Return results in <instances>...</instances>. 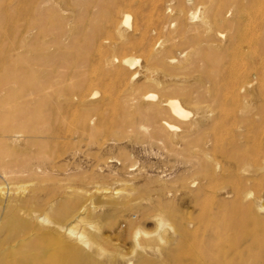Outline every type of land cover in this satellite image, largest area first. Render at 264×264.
Returning <instances> with one entry per match:
<instances>
[{
    "label": "rangeland",
    "instance_id": "obj_1",
    "mask_svg": "<svg viewBox=\"0 0 264 264\" xmlns=\"http://www.w3.org/2000/svg\"><path fill=\"white\" fill-rule=\"evenodd\" d=\"M239 32L253 41L238 42ZM250 49L264 59V0H0V264L53 239L64 264H264L263 225H254L264 221V152L238 150L247 168L235 154L258 180L226 153L231 172L217 175L227 163L213 151L208 164H224L211 162L210 173L202 160L219 177L205 181L192 164L212 130L179 147L175 135L189 126L143 98H195L183 105L192 119L213 115L205 125L228 113L219 123L231 141L241 118L264 111V61L247 69L249 89L227 85L226 66ZM263 115L254 118L262 131Z\"/></svg>",
    "mask_w": 264,
    "mask_h": 264
},
{
    "label": "bare ground",
    "instance_id": "obj_2",
    "mask_svg": "<svg viewBox=\"0 0 264 264\" xmlns=\"http://www.w3.org/2000/svg\"><path fill=\"white\" fill-rule=\"evenodd\" d=\"M134 2V1H133ZM135 3V2H134ZM148 6V5H147ZM149 7V6H148ZM139 8V7H138ZM251 9V8H250ZM253 9V8H252ZM148 10V9H147ZM236 10V9H235ZM122 11V10H121ZM132 11V10H131ZM233 11V10H232ZM230 12V11H229ZM229 12H228V14H229ZM235 12V11H234ZM250 12V11H249ZM249 12H248V15H249V18H250V15H251V17H252V14H249ZM251 13V12H250ZM121 14H123L124 15V23L126 24V25H128V26H131L132 25V15L130 14V12L129 11H123ZM227 14V15H228ZM233 14V13H232ZM235 14H236V12H235ZM116 15V14H115ZM122 15V16H123ZM137 15V14H136ZM114 16V15H113ZM120 16V15H119ZM140 16V15H139ZM235 15L233 14V17H234ZM230 17V16H229ZM228 17V18H229ZM231 17H232V15H231ZM230 17V18H231ZM232 17V18H233ZM216 18V17H215ZM227 18V17H226ZM229 18V19H230ZM222 20V19H221ZM144 21V20H143ZM210 21H211V19H210ZM206 22H208V21H206ZM209 23V22H208ZM250 23V22H249ZM112 24V23H111ZM140 24V23H139ZM120 25V24H119ZM137 26H139L138 24H136ZM210 25V24H209ZM207 26H208V24H207ZM219 28H217L216 30H215V34H216V36H218L219 38L221 37V40L222 39H225L226 37H227V32H226V30H223L222 29V25H220L219 24ZM108 27V26H107ZM211 27H213V26H209V28H211ZM228 27V26H227ZM135 28V27H134ZM108 29V28H107ZM136 29V28H135ZM135 29H133V30H135ZM138 30H139V28H138ZM141 30V29H140ZM252 30V29H251ZM252 32V31H251ZM255 33V32H254ZM254 35V34H253ZM233 38H230V42L231 41H233L232 40ZM236 40H238V42H241V43H243L244 41H250V40H252L253 41V39H252V33H250V32H239V34H238V37L236 38ZM251 41V42H252ZM234 42V41H233ZM240 44V43H239ZM245 44V43H244ZM254 44V43H253ZM248 45V44H247ZM246 46V45H245ZM248 47V46H247ZM253 48V47H252ZM256 49V48H255ZM249 54H246V55H244V56H242V57H238V58H236L234 61H232L231 63H230V61H228L230 64L228 65V66H226V70L228 69V71L229 72H231V76H229V77H227L226 79H227V85L232 89L231 91H233L232 93H234V91L236 92V90H247V89H249L250 88V86H251V81H247L248 79H249V76H250V74H249V76H248V72H249V70L251 71L252 69H256L257 68V66L258 65H260L261 63H262V61H264V59H261V57L259 56V54L260 53H258L256 50H249V52H248ZM128 59H130V58H128ZM232 59H233V56H232ZM232 59H229V60H232ZM126 60H127V58H126ZM131 60V59H130ZM130 60H127V61H129V62H131ZM208 60V59H207ZM215 60V59H214ZM224 60V59H223ZM126 61V62H127ZM132 61H133V59H132ZM260 63V64H259ZM260 67H263L262 65H260ZM221 68V67H220ZM222 68H225V67H222ZM219 69V71L220 70H222L221 71V75H222V73H224V72H227V71H225V69H224V72H223V69ZM250 68V69H249ZM243 69H245L246 71H243V72H241V70H243ZM247 69H249V70H247ZM258 69H261V68H258ZM258 69H257V71H258ZM208 70H210L209 68H208ZM262 70V69H261ZM253 71V70H252ZM251 71V72H252ZM251 72H249V73H251ZM215 73V72H214ZM233 73V74H232ZM122 74V73H121ZM258 74V73H257ZM261 74L263 75V71L261 72ZM225 76H226V74H224ZM220 76V77H222L223 79H224V77L225 76ZM229 75V74H228ZM227 75V76H228ZM209 76H211L210 74H209ZM215 76V75H214ZM248 76V77H247ZM261 75L259 74V76H255V78L254 79H258V77H260ZM218 77V76H217ZM250 77H252V76H250ZM151 78V77H150ZM215 78H216V76H215ZM245 78H247V80H245ZM261 78V77H260ZM149 79V78H148ZM223 79L221 80V78H220V82H223ZM250 79H252L253 80V78H250ZM205 80V79H204ZM152 81H154V80H152ZM203 81V80H202ZM209 81V80H208ZM258 81H260V79H258ZM150 82V81H149ZM262 82V81H261ZM157 83V82H156ZM212 83V82H211ZM118 84V83H117ZM119 84H121V83H119ZM219 84H221V83H219ZM175 85V84H174ZM223 85V84H222ZM226 85V84H225ZM226 85V86H227ZM254 85V84H253ZM214 86V85H213ZM225 86V87H226ZM262 86H263V84H262ZM209 87V86H208ZM211 87H212V85H211ZM216 87V86H215ZM120 88V87H119ZM213 88V87H212ZM168 89V88H167ZM226 89H227V87H226ZM216 90V89H215ZM210 91V90H209ZM220 92V91H219ZM245 92V91H244ZM97 93V91H94V94H92V97H94V95ZM118 93V92H117ZM146 93H147V91H146ZM146 93H145V95L143 96V98L144 99H146V100H151V99H153V100H156L157 102H155L158 106H161L162 108H164L165 109V107H168L169 109H170V112L176 117V119H178L179 121L181 120V121H184L183 123L184 124H187V126H189V127H185L183 130H181L178 134L176 133V139H177V145L179 146V147H181V146H183V147H185V146H188V144H189V140H188V138H189V135H197V134H200L201 132H203L204 130H208L209 132H208V134H210V130H212V133L209 135V139H207L206 140V142H205V139L207 138V137H205L204 138V142H205V144H203V146H204V149L203 150H201V152H202V155L201 156H197V157H195V158H197L198 160H195L196 162L195 163H193L192 165H194V167L195 166H197V168H199V166L201 167L204 163L203 162H201L202 160L203 161H205V162H207V164H208V162H209V160H210V158L213 156V153L211 154V152H213V151H220V152H222V157H218V158H223V157H227V156H223V155H225V154H223V153H226V154H232L233 156H231L233 159L236 157L235 156V154H238L237 155V157L239 156V151H244V153H246L245 155H251L252 153H253V155L254 154H260V153H263L264 152V130L262 131V129H261V127L262 126H260V125H262V123L259 125V124H257V121L255 122V117H257V115H259V117H260V115L262 116L263 114H264V111L262 112V110H260L261 112H260V114H257L254 118H252V116L250 117V118H252V119H254V121H251L250 120V122H249V120H247V119H243V118H241V120L238 122V124H240V128L238 129L240 132H239V134L236 136V135H234L235 136V138H233L234 136H230L229 138H233V139H231V141H227L225 138L224 139H222L223 137V134H224V132H225V130H224V128H221V124L220 123H222L223 122V119L225 118V117H227V114H222V115H224V116H221V118L220 119H222V120H220V121H217V119L215 120L214 119V121H212L209 125H205L206 124V122H207V120L209 119V118H211L213 115H211V114H209V115H211V116H206V115H204V117L203 118H194V119H192L191 118V116H192V112H190L189 110H187V108L183 105V102H182V100L183 99H180V98H166L165 100L164 99H158L157 100V97H156V95L155 94H151V95H149V94H147L146 95ZM214 93H217V92H214ZM237 93V92H236ZM220 94V93H219ZM91 95V94H90ZM230 95H232V94H230ZM188 97V96H187ZM187 97H185L184 99L188 102V104H191L192 106H194L196 103H197V100H195V98H192V97H190L191 99H189V98H187ZM230 97V96H229ZM228 97V98H229ZM106 98V97H105ZM134 98V97H133ZM115 99V98H114ZM119 99V98H118ZM225 99V98H224ZM229 100V99H228ZM184 101V100H183ZM87 102V101H86ZM185 102V101H184ZM187 102H185V103H187ZM104 103V102H103ZM145 103H146V101H145ZM228 103V102H227ZM152 104H153V102H152ZM220 105H221V103H219ZM187 105V104H186ZM228 106V105H227ZM133 107V106H132ZM220 108H221V106H219ZM262 108V107H261ZM156 109V108H155ZM258 109H260V108H258ZM263 109V108H262ZM212 110H214L215 111V109H213L212 108ZM220 110V109H219ZM218 110V111H219ZM227 110V109H226ZM246 110H248L247 108H246ZM195 112H197V114H199V113H201V112H203L202 110H201V107H195V110H194ZM208 111V110H207ZM207 111L205 112V113H207ZM96 112V111H95ZM221 112H224V111H221ZM247 112V115L249 116V115H252V110H248V111H246ZM259 112V111H258ZM127 113V112H126ZM217 113V112H216ZM219 113V112H218ZM254 113V112H253ZM208 114V113H207ZM221 114V113H220ZM236 114H237V112H236ZM235 114V115H236ZM202 115V116H203ZM214 115H217V114H215V112H214ZM198 116V115H197ZM200 116V115H199ZM254 116V115H253ZM235 117V116H234ZM236 117H237V115H236ZM247 117V116H246ZM263 117H264V115H263ZM240 118V117H239ZM245 118V117H244ZM225 120V119H224ZM237 120V119H236ZM239 120V119H238ZM262 120V119H261ZM263 121V120H262ZM133 122V121H132ZM220 122V123H219ZM224 123V122H223ZM258 123H259V121H258ZM220 124V125H219ZM133 125V124H132ZM163 126H165L167 129L168 128H171V127H173V124L172 123H166L165 125H163ZM238 127V126H237ZM263 127H264V125H263ZM210 129V130H209ZM226 129V128H225ZM227 130V129H226ZM238 132V131H237ZM67 134V133H66ZM226 134H227V132H226ZM206 136V135H205ZM224 136H225V134H224ZM226 137H228V136H226ZM237 137V138H236ZM15 139V138H14ZM230 140V139H229ZM203 142V143H204ZM208 146V147H207ZM183 150V149H182ZM239 150V151H238ZM236 151H238L237 153L234 152ZM233 152V153H232ZM241 153H243V152H241ZM218 154V153H217ZM220 154V153H219ZM255 155V156H258V155ZM264 154V153H263ZM221 155V154H220ZM220 155H218V156H220ZM246 156V157H247ZM252 157V160L254 159V160H256V157ZM251 157V156H250ZM260 157V156H259ZM217 158V159H218ZM228 158V160H229V156L227 157ZM226 158V159H227ZM231 158V159H232ZM262 158V159H261ZM261 158L259 159L260 160V162H262V160L264 159L262 156H261ZM208 159V161H206ZM216 159V157L214 156L213 158H212V160H211V162H212V164L213 163H215V164H213L214 165V167L216 168V166H218L220 163H221V161L218 159L217 160ZM226 159H224L223 158V160H225L226 161ZM240 159H241V157H238V160L237 161H240ZM222 160V159H221ZM227 160V161H228ZM242 160L243 159H241V161L240 162H242ZM247 160V159H246ZM246 160H244L245 161V163L247 162L248 163V161L250 160V159H248V161H246ZM227 161H226V163H227ZM233 163H235V165L237 164V166H240V162H235L236 161V158H235V160H231ZM231 161H229L230 163H232ZM243 161V162H244ZM264 161V160H263ZM210 162V163H211ZM224 161H222V163L221 164H224L223 163ZM228 162V163H229ZM242 162V163H243ZM250 162V161H249ZM256 162H257V160H256ZM187 163V162H186ZM208 164V166H206L205 164V166H206V168H205V166L203 165L200 169L202 170V173H203V170H204V168H205V170L204 171H206V172H210V170H212V169H214V168H212V164ZM225 163V164H226ZM228 163L226 164V165H221L222 167H224V168H221L222 170H220L219 168H218V172L219 171H224L226 168L225 167H228L227 165H228ZM254 163V162H253ZM239 164V165H238ZM257 164V163H256ZM209 165H211V169H209L208 170V168L207 167H210ZM216 165V166H215ZM230 165V164H229ZM234 165V164H233ZM243 165H244V163H243ZM242 165V166H243ZM251 165H252V162H251ZM254 165V164H253ZM264 162L262 163V164H260V165H258V167H259V169L258 170H256V171H259V170H264ZM188 166V165H187ZM231 166V165H230ZM242 166H240V169L242 168ZM244 166H246V165H244ZM243 166V167H244ZM253 166V167H254ZM192 167V166H191ZM233 167V166H232ZM252 167V168H253ZM190 168V167H189ZM236 168V167H235ZM237 168H239V167H237ZM246 168H247V166H246ZM245 167H244V169H242V170H244L245 172H247L246 170H249V172H250V168L249 169H246ZM224 169V170H223ZM230 168H227V170H229ZM201 170H199V171H201ZM215 170V169H214ZM227 170H225V174H223L222 173V175H227L226 174V171ZM234 170V169H233ZM242 170H240L239 171V169L237 170V171H239V172H241ZM253 170V169H252ZM254 170V171H255ZM230 172H231V169L229 170ZM229 171H227V172H229ZM250 172V173H254V175L253 176H255V178L257 177L258 178V180L261 178L260 176H262V175H260L261 173L264 175V173L263 172H261V173H259L258 172V174H257V176L255 175V172ZM205 172V173H206ZM212 172V171H211ZM210 172V173H211ZM217 172V173H218ZM203 173V176L204 175H208V173ZM220 173V172H219ZM244 173V172H243ZM242 173V174H243ZM214 172H213V174H209V175H213L214 176ZM248 174V173H247ZM206 175V177L204 176V179L206 178V179H208L209 177ZM217 175H221V173L220 174H217ZM217 175H216V178L218 179L219 177H217ZM250 175V174H249ZM258 175H259V177H258ZM211 177V179H213L214 177ZM253 176H251V178H253L254 179V177ZM208 177V178H207ZM221 177V176H220ZM222 177H224V176H222ZM247 177H249L248 175H247ZM264 177V176H263ZM250 178V179H251ZM202 180H203V177L201 178ZM210 178L208 179V180H205V181H210L211 180ZM215 179V178H214ZM212 180L211 182H213V181H217V179H215V180ZM224 179H225V177H224ZM262 179V178H261ZM220 180V179H219ZM258 180H256L255 179V181H257V183H259L258 182ZM201 181V180H200ZM215 181V182H216ZM221 181V180H220ZM222 181H224L223 180V178H222ZM202 182V181H201ZM218 182V181H217ZM189 183H191V187H196L195 186V183H194V181H192V182H189ZM206 183V182H205ZM200 184H202V183H200ZM211 184V183H210ZM209 183H208V185H210ZM205 185H207V183L205 184ZM188 186H190V185H188ZM201 186V185H200ZM203 186V185H202ZM202 186L199 188L200 190L202 189H204L205 188V186H204V188H202ZM245 186V185H244ZM262 186H263V184H262ZM240 188H244L243 186L241 187L240 186ZM248 188V187H247ZM246 188V191H248V189ZM259 188H262V187H258V189ZM199 189H197V192L199 191ZM202 190L201 191H199V194H200V192L202 193ZM205 190V189H204ZM203 190V191H204ZM263 190V189H262ZM224 191H227L226 190V188H224ZM238 191H239V188H238ZM207 192V191H206ZM229 192V191H228ZM227 192V193H228ZM240 193L242 192L241 191V189H240V191H239ZM238 192V193H239ZM244 193L242 194L243 196H245V197H248V196H251V195H249L250 193L249 192H245V191H243ZM204 193H205V191H204ZM230 193V192H229ZM198 194V193H197ZM196 194V195H197ZM260 194V193H259ZM233 195H235L234 193H233ZM253 195V194H252ZM239 196H240V194H239ZM238 196V197H239ZM246 199V198H245ZM238 200H239V198H238ZM243 200H244V197H243ZM249 200V199H248ZM247 200V201H248ZM240 205V204H239ZM241 207V206H240ZM259 207H261V206H259ZM247 209V208H246ZM248 210V209H247ZM262 210H264V207H262ZM264 212V211H263ZM255 218V217H254ZM253 218V221L255 220V219H257L258 220V222H260V220L258 219V218H260L261 220H262V218L261 217H259L258 216V218H255L254 219ZM162 220V219H161ZM257 220H255V222L257 221ZM161 222V221H160ZM264 221L262 220V222H260L259 224L258 223H255L254 225H263V230H264V224H262ZM190 223H193V222H190ZM254 223V222H253ZM255 227V226H254ZM254 229V228H253ZM181 230V229H180ZM179 230V231H180ZM185 231H186V235H188L189 234V231L187 232V230L188 229H184ZM178 231V230H177ZM253 232H254V230H252ZM141 232V231H140ZM139 232V233H140ZM250 232V231H249ZM249 232H248V234H249ZM70 233H76L75 232V230L73 229V228H70V232H69V234ZM251 233V232H250ZM255 233V232H254ZM139 235V234H138ZM190 235V234H189ZM250 235V234H249ZM252 235H253V233H251V237H252ZM254 235H256V234H254ZM253 235V236H254ZM181 236V235H180ZM186 238H188V236H186ZM253 238V237H252ZM50 239H52V238H50ZM55 240V241H54ZM47 241H49L50 242V240H47ZM54 244V246H51L50 245V243H49V245H50V247L49 248H45L44 249V251L42 250V252H39V253H41V256H39L38 254L39 253H35V255H33V257H31L30 255H29V253L28 254H25V255H23L22 256V258L20 259V264H29V262H31V261H34L36 264H64L63 263V258H64V256L63 255H61V252L62 251H64V250H62L63 248H62V245L60 244V240H58V239H53V241H51V244ZM52 244V245H53ZM179 244V243H178ZM237 245V244H236ZM236 245L234 246V247H232L230 250H231V252H232V249L233 248H235L236 247ZM182 247V246H181ZM188 247V246H187ZM237 247H238V245H237ZM237 247L235 248V251H237V253H239V248L241 247H238V250H236L237 249ZM72 248V247H71ZM177 248H178V245H177ZM190 248V247H189ZM191 249V248H190ZM177 250L178 249H176V252H177ZM184 250V251H183ZM192 250V249H191ZM227 250V252H225V253H227V256L229 257L230 255H229V251H228V248L226 249ZM75 251V250H74ZM183 252V253H185V255H187L188 253L187 252H191V251H188V249H181V250H179V252ZM193 251V250H192ZM224 251V250H223ZM234 251V250H233ZM235 251H234V253H235ZM65 252V251H64ZM63 252V253H64ZM230 252V253H231ZM66 253V252H65ZM183 253H180L181 255L180 256H184V255H182ZM233 253V252H232ZM232 253H231V255H232ZM178 254V253H177ZM224 254V253H223ZM66 255V254H65ZM189 255V254H188ZM188 255L187 256H185V257H188ZM220 255V254H219ZM226 255V254H225ZM224 255V256H225ZM62 256H63V258H62ZM179 256V254L177 255V257ZM179 256V257H180ZM226 256V257H227ZM216 257H219V258H221V255L220 256H218V255H216L215 256V258ZM68 258V257H67ZM219 258H218V260H219ZM181 259V261L182 260H184V258L182 259V258H179V260ZM225 259H227V258H225ZM178 260V261H179ZM222 259H220V261H221ZM217 261V260H216ZM66 262V261H65ZM73 262V261H72ZM180 262V261H179ZM184 262V261H183ZM183 262H181V263H183ZM187 262V261H186ZM217 262H219V261H217ZM75 263V262H74ZM185 263V262H184ZM67 264V263H66ZM72 264V263H71Z\"/></svg>",
    "mask_w": 264,
    "mask_h": 264
}]
</instances>
